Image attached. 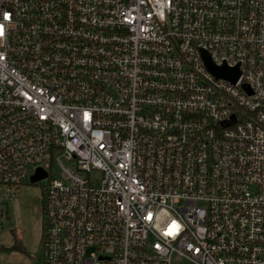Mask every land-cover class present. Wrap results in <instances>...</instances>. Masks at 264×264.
Here are the masks:
<instances>
[{"label": "built area", "instance_id": "2783aa9c", "mask_svg": "<svg viewBox=\"0 0 264 264\" xmlns=\"http://www.w3.org/2000/svg\"><path fill=\"white\" fill-rule=\"evenodd\" d=\"M54 164L22 264H264V0H0V202Z\"/></svg>", "mask_w": 264, "mask_h": 264}, {"label": "rangeland", "instance_id": "374dc122", "mask_svg": "<svg viewBox=\"0 0 264 264\" xmlns=\"http://www.w3.org/2000/svg\"><path fill=\"white\" fill-rule=\"evenodd\" d=\"M55 166L49 178L31 186L29 183L15 190L14 198L0 202V262L31 263L43 254L45 244V227L42 229L43 217L40 206L45 191L54 179H59L60 167ZM35 169L33 170V173ZM32 173V174H33ZM38 215L41 217L38 221ZM17 246V249H14ZM175 264H188L184 260L175 259Z\"/></svg>", "mask_w": 264, "mask_h": 264}, {"label": "water", "instance_id": "95a60500", "mask_svg": "<svg viewBox=\"0 0 264 264\" xmlns=\"http://www.w3.org/2000/svg\"><path fill=\"white\" fill-rule=\"evenodd\" d=\"M206 62L207 67L210 71H212L216 76L218 77H224L231 79L232 81H237L238 77L240 76V72L237 68L235 69H229L228 67H216L212 61L210 60V57L206 54ZM46 177V173H44L42 170H38L37 175L33 176L31 178V183L34 184Z\"/></svg>", "mask_w": 264, "mask_h": 264}, {"label": "flooded vegetation", "instance_id": "af4514ba", "mask_svg": "<svg viewBox=\"0 0 264 264\" xmlns=\"http://www.w3.org/2000/svg\"><path fill=\"white\" fill-rule=\"evenodd\" d=\"M33 185H36V184H33ZM33 185H31V186H33ZM35 208L38 210V209H40L41 210V214H42V216L41 217H43V213H44V208H43V204H42V202H41V205L40 206H35ZM34 217H33V220L35 221V215H33ZM39 215H38V219H40L41 218ZM38 219L36 218V220L38 221ZM41 227H42V229H44V227H45V223H44V220H43V225H41Z\"/></svg>", "mask_w": 264, "mask_h": 264}, {"label": "trees", "instance_id": "16d2710c", "mask_svg": "<svg viewBox=\"0 0 264 264\" xmlns=\"http://www.w3.org/2000/svg\"><path fill=\"white\" fill-rule=\"evenodd\" d=\"M18 247L17 246H14V249H17Z\"/></svg>", "mask_w": 264, "mask_h": 264}, {"label": "snow or ice", "instance_id": "6c2138e0", "mask_svg": "<svg viewBox=\"0 0 264 264\" xmlns=\"http://www.w3.org/2000/svg\"><path fill=\"white\" fill-rule=\"evenodd\" d=\"M5 18H7V16Z\"/></svg>", "mask_w": 264, "mask_h": 264}]
</instances>
